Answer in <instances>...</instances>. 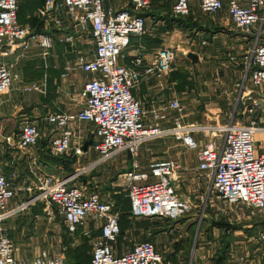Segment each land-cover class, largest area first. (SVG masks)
I'll use <instances>...</instances> for the list:
<instances>
[{
  "label": "built area",
  "instance_id": "built-area-1",
  "mask_svg": "<svg viewBox=\"0 0 264 264\" xmlns=\"http://www.w3.org/2000/svg\"><path fill=\"white\" fill-rule=\"evenodd\" d=\"M191 1L172 0L171 16L176 19L188 16ZM196 1L205 14L226 9L230 23L248 38L249 44L238 61L249 88L242 79L235 83L239 100L225 122L200 126L184 124L176 116L171 126L163 127L164 113L154 112L149 123L143 119L141 102L134 90L143 80L159 78L177 68L180 62L176 49L158 48L149 63H144L140 55L125 52L132 45V37L138 38L146 32L143 12L149 8L150 0H128L121 8H105L103 0H43L35 10L38 30L19 22L18 0H0V96L16 83L21 84L25 93L46 94V76L24 82L18 69L19 62L33 47L38 50V58L47 60L56 43L63 45L65 56L71 57L61 65V79L76 70L83 73L78 111L48 112L32 119L23 117L16 133L4 134L0 128V153L13 150L31 157L33 148L43 138L49 156L71 152L78 164L87 150L83 149L84 139L79 135L75 139L74 133L81 131L80 124H86L92 139L88 147L97 153L95 160L62 178L38 172L36 162L31 163L30 172L35 174L38 185L33 200H44L43 210L50 216L51 205L56 206L72 244L78 240L75 237L99 232L92 238L90 264H162L160 252L148 240L130 238L131 245L118 244L120 210L107 196L72 181L74 175L119 152L128 151L137 158L140 144L156 137L171 136L185 150L195 153L196 175L209 184L200 201L215 198L225 206L264 216V149L259 151L254 140L259 129L264 131L255 118L264 99V0ZM86 37L92 50L82 47ZM239 103L241 108L237 106ZM164 108L182 110L177 98L170 99ZM40 120L48 133L40 128ZM207 128L211 136L204 133L196 136ZM5 163L0 159V264H65L66 256L61 251L41 250L30 258L17 255L18 245L2 222L34 202L31 199L8 209L17 195L19 172L13 159ZM5 165L10 167L7 173ZM180 168L176 159L154 158L147 163L146 170H139L134 159L124 174L128 182L129 218L176 220L189 214L193 203L178 196L175 189L176 172ZM256 240L264 248V223L257 229Z\"/></svg>",
  "mask_w": 264,
  "mask_h": 264
},
{
  "label": "crops",
  "instance_id": "crops-1",
  "mask_svg": "<svg viewBox=\"0 0 264 264\" xmlns=\"http://www.w3.org/2000/svg\"><path fill=\"white\" fill-rule=\"evenodd\" d=\"M171 1L172 0L166 1L169 3V8L171 6ZM42 4L43 0H18L19 11L21 12L23 24H27L32 29H36L38 21L35 18V10ZM127 4L128 0H103L105 8H121ZM166 5L168 4L164 3L162 0H150L149 8L143 12L145 17L146 32L133 41L127 53L128 55H140L143 57L144 63H149L152 61L158 48L172 47L176 49V54H178L177 51L181 49L184 50L183 58L177 68L159 78L152 77L143 80L134 90L135 97L141 102V108L144 113L143 119L148 123L151 122L153 119V113L158 111L159 113H164L166 115L165 120L161 122V126L163 127L171 126L173 124V118L176 116H179L180 121L184 124L207 123L204 124V126H206L225 122L227 117L233 112L237 100H239L238 92L235 88L231 87V84L237 80V76H242V69L238 61L239 55L241 54L239 49L241 51L242 45H245L246 47L248 46V38H245L242 33L236 30L230 23L227 17L226 9H222L215 14L208 15L200 11L196 0H192L190 14L180 19H174L171 16L170 9L169 11H166ZM212 23L214 26H217L213 28L220 29L210 30L209 34L211 37L209 39L208 31L206 30L211 28ZM232 31L237 34L235 33V36H233L231 33ZM220 37H222V40H218ZM202 41H206V43H202ZM83 43V48L92 50V44L90 41H84ZM88 43L90 46H88ZM188 52L197 54L198 60L196 62H191L188 58H186V54ZM69 57L71 56H65L63 45L56 43L52 49L51 56L47 60L33 58L30 60L24 59L19 62L18 69L23 76L22 81L29 82L39 80L43 76H46L48 87L46 94L38 92L25 93L21 90V84L16 83L8 92L0 96V128H2L4 134L16 133L18 131V126H16L15 129L9 128L10 117L13 116V118L16 119L14 115L15 113H19L21 110L28 111L30 108L32 111L37 104L42 103V106L45 107L43 109L44 114L54 111L76 112L81 108V100H79L78 92L81 88L83 73L80 70H76L65 79H61L60 77L62 72L61 65L64 63L66 58ZM28 66H30V75L26 74ZM31 76L38 77L32 78ZM184 76L214 77L213 80L207 81L198 77L196 81L192 80V82H188L184 79ZM50 81L53 86V90L51 91H49L51 86L49 84ZM72 90H76V93ZM49 92L51 97L48 95ZM234 92V97H232ZM34 93L39 95L38 101L33 100L30 102L29 100L26 101L24 99L21 100L17 98L19 94L23 95ZM64 98H67L70 101H77V104H75L73 108L66 107L68 103L63 102ZM172 98H177L179 100L182 107L180 112L164 108ZM237 106L238 108H241L240 103ZM35 115H29L27 117L37 118L41 116ZM255 118L257 119L258 127L264 128V99L261 102V109L258 110ZM39 122L41 127L44 129L45 123L41 120ZM15 123L18 125L19 120H15ZM80 129L81 131L76 130L74 138L76 139V135H79L85 142L90 138L89 128L86 124L82 123L80 124ZM45 133H48V128H46ZM255 134L256 136L258 135V139L255 138ZM255 134L254 140L257 149L261 151L264 149V131H261L260 129V131ZM196 136L199 137V135ZM175 145L179 146L180 151H177L172 157L181 164V168L176 172L175 189L178 196L193 203V207L195 208L197 205H195V201L192 200L191 194L194 196L193 198H195L196 201L197 199H200L202 194L207 192L208 181L205 178H199L196 175L197 162L195 153L193 151L185 150L183 146L177 142ZM84 150H87V152L80 158L82 161H92L95 157H97V153L89 147ZM67 154H69L68 156L72 155L71 152ZM0 157L4 162H6L5 164H7L10 159H13L15 162L19 172V178L16 181V185L19 187L16 192L17 195L21 190L22 192H29L32 189L31 182L35 179V174L30 172L32 162H36V166L39 167L38 172L53 173L58 176H61L60 174L64 171V173L70 174L71 172H66V170L70 169L71 164H76L75 160L69 159L67 161L66 157L64 158L62 155L58 158V163L47 161L51 158L46 157L45 146L42 147V145L41 147L36 145L33 148V154L31 157L21 156L19 152L13 150H7L3 154L0 153ZM72 158L75 159L73 156ZM134 159L137 161L139 170H146L147 163L143 164L142 159L140 161V158L138 160V158L132 157V161ZM4 169L7 173L10 167L5 165ZM22 178L25 180L23 181ZM204 184H206L205 187ZM16 203L17 202L12 200L9 203L8 209L14 207V204ZM228 211H233L234 213L233 216L226 217L227 219L223 229L218 228V225L215 223L214 225L210 224L211 227L207 228V233L204 234V229L202 230V233L206 235V239L211 245L209 247L212 248L211 250H214L215 253L218 249V255L222 252L223 244L219 243V239L224 241L231 239L232 236L234 238L237 233H242V228L246 226L240 223L242 220H245L246 218L253 219L256 215H258L256 212L251 213L249 210L247 211L244 208L232 207L226 212L229 213ZM14 215L16 214H13L2 222V225L10 236L17 233L21 235L23 233V227L17 228L16 223H12ZM21 216H23V214ZM162 220H164V218H162ZM260 220H264V216H259L257 219H253V221L256 222ZM143 228H145V230H143ZM159 228L160 226H157V229ZM217 229H220V231L216 232L215 235V231H218ZM137 231L140 235L148 237L144 239V241L148 240L152 242L157 248L158 240L151 238L152 230L151 226H149V222L140 223V226L137 228L131 227L130 229H127V238L136 240L134 234ZM197 233L198 229L193 236V247L195 242L198 240ZM92 234L95 236L98 235L99 232L93 231ZM157 235L158 234L154 236L157 237ZM21 237L23 238V235ZM200 239H202V237ZM241 247L242 246H240V248ZM199 248L200 247L197 246V249ZM17 255L19 257H24L20 255V250H18ZM241 257L242 255L239 259L237 258L236 261L241 260ZM170 260L176 261L175 258ZM171 261H168L167 263L170 262L171 264ZM230 261L231 260L229 258L226 259L228 264H230ZM175 263L172 262V264ZM224 263L225 261L223 264Z\"/></svg>",
  "mask_w": 264,
  "mask_h": 264
},
{
  "label": "rangeland",
  "instance_id": "rangeland-1",
  "mask_svg": "<svg viewBox=\"0 0 264 264\" xmlns=\"http://www.w3.org/2000/svg\"><path fill=\"white\" fill-rule=\"evenodd\" d=\"M164 3H167L168 5L166 8V11H169V3L165 0H162ZM215 14V13H214ZM25 15V14H24ZM212 15V14H208ZM217 27L214 26L212 23V26L210 29L206 30L208 31V36L210 39V30H218L220 28H213ZM263 31H264V25H263ZM218 33V32H217ZM233 36H235L234 31L231 32ZM237 34V33H236ZM219 37V35H218ZM216 38V37H215ZM229 38V37H228ZM87 39V40H86ZM84 38L82 42L84 41H90L89 38ZM217 39V38H216ZM214 40V38H213ZM218 40H222V37L218 38ZM245 42V41H242ZM91 43V42H90ZM234 43V41H233ZM88 46L90 44L88 43ZM246 46L242 45L241 51L243 52L245 50ZM130 48H128L125 52L128 53ZM240 49L239 52L241 53ZM183 52L184 50L181 49L177 51V57L178 61L180 62L183 58ZM38 50L36 48H32L27 52V56L25 57V60H30L33 58H38L37 56ZM204 80H213L214 76H198ZM197 76H184V79L188 82H192V80L196 81L198 79ZM223 77V76H219ZM233 78V76H232ZM242 79V83L249 88V82L248 80H245L244 76H237V80H233L234 82L231 84L232 88H236L234 85L237 82H240ZM30 80V79H29ZM73 91V90H72ZM12 92V91H11ZM76 93V90L73 91ZM235 92L233 93L234 97ZM19 99H24L26 101L32 102L33 100L38 101L39 95L38 94H19L17 97ZM63 102L68 103L66 107L73 108L75 104H77V101H70L67 98L63 99ZM78 100V99H77ZM233 102V99H232ZM45 107L42 106V103L37 104L36 107L31 111V108L27 110H21L19 113H15V118L10 117V127L15 129L16 126H18L15 123V120L22 119L23 117H27L29 115H35L39 116L41 114H44L43 109ZM28 119H32L27 117ZM201 118V117H200ZM203 119V118H202ZM201 119V120H202ZM235 121V120H234ZM243 122V120H240ZM16 124V125H15ZM207 123H200V126H203ZM40 128L46 131V128H42L40 125ZM260 131V129L258 130ZM202 133L207 134L208 136H211V132L208 131V128L205 130H201L200 133H198L199 136H202ZM258 135L255 138H257ZM263 138V137H262ZM261 138V139H262ZM222 138H220L221 140ZM46 140L41 139L40 142L37 144L41 147V145H45ZM178 143V142H177ZM176 141L171 136H160L156 137L154 139L148 140L140 144L138 152H137V158L140 161L142 159V163H148L151 159H166V158H173L172 156L175 155L177 151H180L179 146L175 145ZM69 154L63 155L67 157ZM69 157H72L70 155ZM132 155L128 151H122L118 154L114 155L113 157L107 159L106 161L102 162L101 164L86 168L84 171L74 175L72 181L76 184L84 187L86 190H94L98 193H100L103 196H107L109 199H111L115 206L120 210V214L122 215V218L128 222L132 221L131 227L137 228L140 226V223L143 222H149V226H151L152 230V237L157 242V249L160 252L162 256V263L163 264H170L167 263L168 261H171L170 259L175 258L176 262L175 264H214L222 255V257H225L223 260L225 261L224 264H228L226 262V259L229 258L231 261L230 264H264V248L260 247L259 243L256 240V233L257 229L260 225L264 223V220L260 221H253V219H257L259 215H256L255 218L249 219L246 218L245 220H242L240 223L242 225H246L242 228V233H237L234 238L232 236L231 239L221 241L219 239V243L222 244L225 242V244L228 242L229 246L225 250L224 244L222 245V253L219 257L218 255V249L216 250V253L214 250H211L209 246H211L208 243V240L206 239L205 233L208 232L207 228L211 227L210 224L214 225L215 223L218 224V222L222 223L223 226L226 222V217L233 216V211H226L228 209H231L232 207L223 205L222 202L216 201L215 198H213L211 201L208 200L207 202L200 201V199L193 198L191 194V198L193 201H195V208L189 213L186 214L179 219L176 220H167L164 218V220L152 218V219H129L127 213H123V205L126 204V194L128 189V182L125 179V173L130 170L132 166ZM1 159V157H0ZM96 157L93 159L95 160ZM92 160V161H93ZM91 162L88 160L82 161L80 159L79 163L77 164H71L70 169L66 170V172H71L70 174H74L77 170H80L82 167H86L87 164ZM129 163V165H128ZM65 172V171H64ZM61 173L60 177H67L69 173ZM25 180L24 178H22ZM31 180V179H30ZM29 180V181H30ZM32 186L31 191L29 192H22L19 191L18 195H16L13 199L14 202H17L15 205L28 202L31 199H34V196L38 192L37 188V182L36 179L32 180ZM206 184H204L205 187ZM209 186V184H207ZM204 190V188H203ZM23 193V194H22ZM203 195V194H202ZM34 203H29V205H26L23 209H21L19 212L14 215L12 223H16V227H23V233L21 235L14 234L9 235L14 243L18 245V250H20V255L24 257H30L34 254L36 255L41 250H46L50 253H56V252H64L65 256L69 249L77 246L82 247L85 250V253L90 257L91 256V242L92 238L94 237L93 234L90 236H79L75 237L78 240L73 243L72 237L66 232L65 230V224L63 222V218L61 215H59L57 208L55 205H51V216L46 213L45 210H43V207L45 205L44 200H33ZM20 214V215H19ZM23 214V216H21ZM247 215V212H246ZM213 220V221H212ZM236 223V222H234ZM157 226L160 228L157 229ZM146 228V227H145ZM143 228V230H145ZM219 228V227H218ZM198 229L197 233V241L195 242V245L193 247V236L195 235L196 230ZM204 229V230H203ZM201 230V231H200ZM202 230L204 234L202 233ZM219 232L220 229H217ZM157 235L155 237L154 235ZM239 234V235H238ZM23 235V238L21 237ZM135 239L139 241H143L144 239L148 238L145 235H140L138 231L134 234ZM27 239H25V238ZM123 237H126L123 243L125 245H131V242L128 241L127 236L124 234ZM202 237V239H200ZM224 237V236H221ZM25 239V240H23ZM233 239V240H232ZM199 243V245H198ZM200 248L197 249V246ZM240 246H242L240 248ZM193 247V248H192ZM224 249V253H223ZM233 255V256H232ZM242 255L241 260L236 261L237 258ZM223 261V262H224ZM222 262V264H223ZM240 262V263H238Z\"/></svg>",
  "mask_w": 264,
  "mask_h": 264
},
{
  "label": "trees",
  "instance_id": "trees-1",
  "mask_svg": "<svg viewBox=\"0 0 264 264\" xmlns=\"http://www.w3.org/2000/svg\"><path fill=\"white\" fill-rule=\"evenodd\" d=\"M176 19V18H174ZM180 19V18H178ZM18 20L20 23H23L22 22V17H21V12L19 11V8H18ZM39 29V25L36 27V30ZM137 37H132L131 38V43H133V41L136 39ZM139 38V37H138ZM29 67L26 69V74L27 75H30L29 74ZM58 73V72H57ZM56 74V73H55ZM32 78H36L38 76H31ZM49 84L51 85L50 88H49V91L53 90V86H52V83L51 81L49 82ZM49 97H51V94L50 92L48 93ZM45 145H42V147H44ZM63 156V155H62ZM46 157H50L51 159H48L47 161L49 162H54V163H58V158L61 157V156H57V157H52V156H49L47 153H46ZM65 158V156H63ZM69 159H72L74 160L72 157H69L67 156L66 157V160L68 161ZM66 163V161H65ZM129 209H130V203H129V199L126 197V204L123 205V210L124 212L123 213H127L128 214V218H129ZM130 219V218H129ZM131 223L132 221H128L126 222L123 218H122V215L120 216V220H119V226H120V235L118 237V244H121L123 242V236L124 234H126L125 232H127V229H130L131 228ZM217 224V223H216ZM218 227L220 229H223V224L220 222H218ZM224 244V249L226 250L228 248V242L225 244V242H223ZM222 244V245H223ZM224 249H223V253H224ZM222 253V252H221ZM221 253L219 254V257L221 255ZM90 258L91 256L89 257L86 253H85V250L81 247H73L71 249L68 250V252L66 253V263L65 264H90ZM225 257H221L214 263V264H222V262L224 261Z\"/></svg>",
  "mask_w": 264,
  "mask_h": 264
},
{
  "label": "water",
  "instance_id": "water-1",
  "mask_svg": "<svg viewBox=\"0 0 264 264\" xmlns=\"http://www.w3.org/2000/svg\"><path fill=\"white\" fill-rule=\"evenodd\" d=\"M186 58H188L191 62H196L198 60V55L193 52H188L186 54ZM91 141L92 139L90 137L87 141L84 142L83 148L87 149L88 145L91 144Z\"/></svg>",
  "mask_w": 264,
  "mask_h": 264
},
{
  "label": "bare ground",
  "instance_id": "bare-ground-1",
  "mask_svg": "<svg viewBox=\"0 0 264 264\" xmlns=\"http://www.w3.org/2000/svg\"><path fill=\"white\" fill-rule=\"evenodd\" d=\"M258 132V131H257Z\"/></svg>",
  "mask_w": 264,
  "mask_h": 264
}]
</instances>
